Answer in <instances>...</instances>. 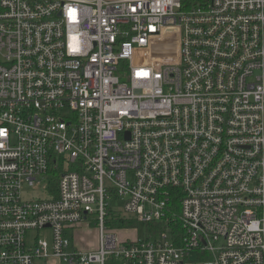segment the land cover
Here are the masks:
<instances>
[{
  "label": "built area",
  "instance_id": "2783aa9c",
  "mask_svg": "<svg viewBox=\"0 0 264 264\" xmlns=\"http://www.w3.org/2000/svg\"><path fill=\"white\" fill-rule=\"evenodd\" d=\"M51 259L264 264V0H0V264Z\"/></svg>",
  "mask_w": 264,
  "mask_h": 264
},
{
  "label": "rangeland",
  "instance_id": "374dc122",
  "mask_svg": "<svg viewBox=\"0 0 264 264\" xmlns=\"http://www.w3.org/2000/svg\"><path fill=\"white\" fill-rule=\"evenodd\" d=\"M28 196L35 197L37 195L36 191L28 190ZM110 207L113 211L124 214L123 203L118 199H112L110 202ZM74 236L69 237L73 248L88 251L96 250L98 248V229L97 224L94 218L89 217L88 220L82 224H79L77 227L73 228ZM146 228L143 224H139L136 227V232L139 239H142L146 235ZM134 232V231H130ZM127 235L133 236V233H126ZM124 232H118V236L123 238L127 237ZM37 236L41 240H45L49 245L51 244V233L50 230H43L42 232L32 234V236ZM153 238V237H152ZM190 261L195 262V255H190ZM48 264H60L57 260L51 259Z\"/></svg>",
  "mask_w": 264,
  "mask_h": 264
},
{
  "label": "trees",
  "instance_id": "16d2710c",
  "mask_svg": "<svg viewBox=\"0 0 264 264\" xmlns=\"http://www.w3.org/2000/svg\"><path fill=\"white\" fill-rule=\"evenodd\" d=\"M53 188H55V184L52 185ZM114 222V226L116 227H130V226H133L135 225L133 221H130V220H125V219H120L119 217H115V220L113 221Z\"/></svg>",
  "mask_w": 264,
  "mask_h": 264
},
{
  "label": "water",
  "instance_id": "95a60500",
  "mask_svg": "<svg viewBox=\"0 0 264 264\" xmlns=\"http://www.w3.org/2000/svg\"><path fill=\"white\" fill-rule=\"evenodd\" d=\"M167 33H168V34H173V33H175V31L168 30Z\"/></svg>",
  "mask_w": 264,
  "mask_h": 264
}]
</instances>
